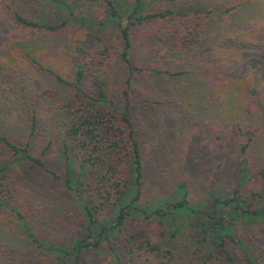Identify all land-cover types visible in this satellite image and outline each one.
Masks as SVG:
<instances>
[{"label":"rangeland","instance_id":"obj_1","mask_svg":"<svg viewBox=\"0 0 264 264\" xmlns=\"http://www.w3.org/2000/svg\"><path fill=\"white\" fill-rule=\"evenodd\" d=\"M232 3L242 5L229 12ZM196 5L203 8L199 19L204 22L200 42L191 47L184 48L183 39L175 45L161 39L159 30L174 28L171 21L132 30L130 57L141 71L133 76L129 109L142 143L148 205L174 202L185 193L196 206L213 193L232 195L238 189L250 196L264 189V0H146L147 11L181 12ZM16 6L31 17L71 18L53 4L26 0ZM77 7L82 20L53 31L17 27L0 11V134L20 146L30 143L31 155L60 176L17 162L0 142V182H10L15 191V199L0 211V261L5 264H72V258L49 247L70 250L84 235L78 197L65 184L69 174L79 173L78 164L69 172L64 158L73 113L66 105L78 93L40 67L74 82L77 65L89 63L101 72L116 104L125 105L129 71L117 59V28L106 23L102 0H81ZM193 12L187 11L189 18H198ZM107 47L110 57L101 66L95 54ZM32 111L37 114L34 135ZM12 208L23 214L31 232ZM252 222L237 224L232 238L245 240L256 262L264 264V234ZM153 224L149 234L174 251L173 264H227L220 248L207 246L206 254L188 226L172 235L167 223ZM29 233L48 248H39ZM226 248L235 259L231 264H250L230 238ZM124 254L118 248L116 259L110 250L90 249L82 264H158L143 250Z\"/></svg>","mask_w":264,"mask_h":264},{"label":"trees","instance_id":"obj_2","mask_svg":"<svg viewBox=\"0 0 264 264\" xmlns=\"http://www.w3.org/2000/svg\"><path fill=\"white\" fill-rule=\"evenodd\" d=\"M32 1L53 4L59 11L70 13L71 18H62L57 22L43 17H31L16 6L18 3H26V0H0V11L5 14L6 18L11 19L14 25L23 29L53 31L68 26L73 21L82 20L77 7L81 0ZM102 1L106 23L116 27L119 35L117 59L129 71L127 87L122 91L124 107L118 106L111 98L110 89L101 78V72L89 63L86 64V68L77 65L74 82L65 81L54 71L44 69L40 65V68L54 75L58 81L72 86L78 93L76 99L66 105L68 112L73 111V113H71V125L65 133L64 158L69 172L75 168L74 164H78L79 173L76 177L69 174L65 184L67 189L78 197L82 210L84 235L73 241V247L70 250L54 246L49 247V250L57 254L61 252L72 258V264H82L83 253L90 249L110 250L114 257L119 259L118 248L123 255L124 253L133 255L135 250H143L145 253L153 254L158 264H173L174 251L166 249L161 241L156 242L149 234L150 227L157 222L161 226L167 223L166 230H173L172 235H176L188 226L193 237L198 239L202 248H206V254L207 246L213 249L220 248L226 256L227 264L235 261L233 254L226 248L230 238L236 242L245 258L248 257L250 264H258L248 243L242 239L236 241L232 238V231L239 223L253 221V228L264 234V189L262 192L253 191L250 196H243L238 189L232 195L219 196L213 193L208 202L196 206L191 205L185 193L182 198L174 202L151 205L144 203L145 164L142 143L129 109L133 76L135 72L141 71L130 57V50L133 46L132 30L151 21L159 23L171 21L174 28H170L169 31H165L167 28L161 30L159 27L161 39L174 45L178 43V40L183 39V47H191L196 39H199L198 43L200 42V28L204 21H200L202 17H199V14L203 12V8L196 5L194 8L181 12L175 9L147 11L146 0ZM241 5L232 3L228 11L237 10ZM187 11H195L193 13L198 14V18H189L190 13ZM109 53L110 48L107 47L106 50L95 54V57L101 58L99 59L101 66L110 57ZM156 72L160 73L158 70ZM180 73L166 72L170 76ZM90 77V85H88ZM36 125L37 114L32 111L31 135H34ZM0 142L17 162L33 163L53 175L54 178H60L48 169L43 160L31 155L30 143L20 146L1 134ZM247 146L248 144L242 150L246 151ZM3 167L2 172L6 173L9 165ZM245 176L246 170L242 169L241 178ZM185 186V184L181 185L184 192ZM14 199L15 191L11 183L1 181L0 211L4 210L2 207L9 206ZM12 210L24 223L27 231H30L23 214L16 208ZM166 230L163 231V236L166 235ZM32 235L29 233L30 237ZM33 237V241L38 244L39 248L47 247V244L42 243L34 235ZM202 264H208V262L205 261Z\"/></svg>","mask_w":264,"mask_h":264}]
</instances>
